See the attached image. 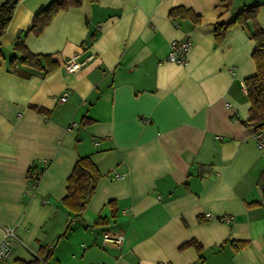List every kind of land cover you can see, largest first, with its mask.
Wrapping results in <instances>:
<instances>
[{
  "label": "crops",
  "instance_id": "crops-1",
  "mask_svg": "<svg viewBox=\"0 0 264 264\" xmlns=\"http://www.w3.org/2000/svg\"><path fill=\"white\" fill-rule=\"evenodd\" d=\"M52 1L19 0L0 37V238L6 227L16 235L9 264H264V156L243 82L255 72V43L240 25L219 43L213 32L253 4L264 30V0L229 9L219 0H81L35 35L30 25ZM179 5L200 23L172 19ZM187 39V62L169 61L171 41ZM16 43L58 65L46 72L17 60L10 71ZM73 55L84 63L68 73ZM80 156L100 176L76 216L62 198ZM33 166L45 169L30 187ZM98 218L107 223L93 225ZM105 231L122 241L103 243Z\"/></svg>",
  "mask_w": 264,
  "mask_h": 264
},
{
  "label": "trees",
  "instance_id": "trees-1",
  "mask_svg": "<svg viewBox=\"0 0 264 264\" xmlns=\"http://www.w3.org/2000/svg\"><path fill=\"white\" fill-rule=\"evenodd\" d=\"M18 1L19 0H5L0 4V37L8 27ZM219 1L220 4L227 9L230 8L232 3V0ZM80 2L81 0L52 1L47 7L39 10L35 15L29 31L33 32L35 35H39L59 11L78 6L80 5ZM258 7V4L248 5L236 13L230 21L216 22L213 27L215 43L221 42L227 29L233 25H240L248 31L249 38L255 43L254 49L251 52V58L255 65V72L254 74L245 77L243 80L246 89V96L250 103L249 118L246 122L254 126L255 132L264 130V30H262L256 22ZM169 16L172 19H189L193 24L200 23V16L192 9L186 8L182 5L172 7L169 11ZM249 24L252 28L249 27ZM14 48L20 53V55L12 57L8 63L10 71L12 72H17V60L26 67L40 69L46 72L58 65L50 54L32 53L20 43H16ZM16 57H18V59ZM32 168L36 170L37 176L31 179L28 172L27 180L30 186L32 185L31 181H34L35 186L45 168L43 166H33ZM99 176V172H97V169L87 156H80L76 160L69 176L67 177V193L62 198L63 205L68 210L72 211L74 215H82L87 202L94 192ZM111 216H115L114 209L111 212ZM106 223V218H98L94 221L93 225ZM193 242V240H188L183 245L192 244ZM245 243L246 242H239L234 245V248L243 246ZM197 247H200V245L197 244ZM41 250H44V248ZM48 257L49 252L46 259ZM28 264H38V261L36 260Z\"/></svg>",
  "mask_w": 264,
  "mask_h": 264
},
{
  "label": "built area",
  "instance_id": "built-area-1",
  "mask_svg": "<svg viewBox=\"0 0 264 264\" xmlns=\"http://www.w3.org/2000/svg\"><path fill=\"white\" fill-rule=\"evenodd\" d=\"M191 47H192V42L190 39L173 40L170 43V51L168 53L167 59L172 62L185 64L187 62V54L191 49ZM83 63L84 60H79L77 55H73L64 62V67L68 73H76L81 69ZM67 96H68V91L65 90L60 94L59 99L64 101L67 99ZM254 138L260 154L264 156V130L256 131L254 134ZM42 163L45 165V161ZM28 172H29L28 174L31 176V179L37 176L36 170H34L33 168H30ZM31 184L32 185L29 186L33 187L34 181H31ZM13 239H16L14 229L10 227H6L4 229L3 237L0 238V264H9L8 258L11 253V241ZM122 239H123V234L119 232L105 231L102 234L103 243L109 242L111 244H118L122 241ZM98 264H104V263H98Z\"/></svg>",
  "mask_w": 264,
  "mask_h": 264
}]
</instances>
